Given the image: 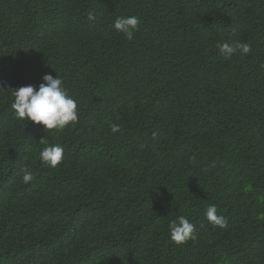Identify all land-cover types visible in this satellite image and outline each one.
I'll return each instance as SVG.
<instances>
[{
    "label": "trees",
    "instance_id": "trees-1",
    "mask_svg": "<svg viewBox=\"0 0 264 264\" xmlns=\"http://www.w3.org/2000/svg\"><path fill=\"white\" fill-rule=\"evenodd\" d=\"M45 74L78 102L65 129L15 118ZM0 264H264V0H0Z\"/></svg>",
    "mask_w": 264,
    "mask_h": 264
},
{
    "label": "clouds",
    "instance_id": "clouds-1",
    "mask_svg": "<svg viewBox=\"0 0 264 264\" xmlns=\"http://www.w3.org/2000/svg\"><path fill=\"white\" fill-rule=\"evenodd\" d=\"M89 18H92L91 14ZM140 23L141 20L137 16H121L115 20L114 28L131 41L134 38V33L139 31ZM217 47L227 58H231L236 53L243 56L251 52V45L246 42L237 41L233 44L224 42L217 44ZM43 81L38 89L35 85L13 89L14 101L11 107L14 110L15 118L42 124L46 132L53 129L62 130L70 123L78 122V102L69 94L61 75L54 77L52 74H45ZM119 130V125H112L111 131L113 133ZM157 136L158 133H154L153 139H156ZM40 143L46 144L47 142L42 138ZM39 155L40 160L51 168L58 167L65 158L64 148L59 144H49L42 149ZM22 171L25 183L34 179L33 173L27 167L23 168ZM204 215L214 227L227 228V219L218 214L214 204L207 207ZM168 227L170 240L177 245L195 240L198 235L195 225L182 215L171 220Z\"/></svg>",
    "mask_w": 264,
    "mask_h": 264
}]
</instances>
